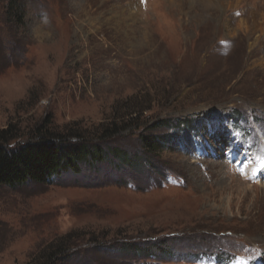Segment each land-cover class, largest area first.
Segmentation results:
<instances>
[{
    "label": "rangeland",
    "instance_id": "rangeland-1",
    "mask_svg": "<svg viewBox=\"0 0 264 264\" xmlns=\"http://www.w3.org/2000/svg\"><path fill=\"white\" fill-rule=\"evenodd\" d=\"M2 130L111 152L0 184V264H264V0H0Z\"/></svg>",
    "mask_w": 264,
    "mask_h": 264
},
{
    "label": "trees",
    "instance_id": "trees-1",
    "mask_svg": "<svg viewBox=\"0 0 264 264\" xmlns=\"http://www.w3.org/2000/svg\"><path fill=\"white\" fill-rule=\"evenodd\" d=\"M6 133V130L0 131L1 138ZM48 138L41 137L13 149L5 147L2 142L7 139H3L0 143V184L14 186L26 182L46 183L60 176L66 169L75 171L81 161L97 163L111 152L109 149L107 153L95 144ZM144 141L145 146L151 150L159 149L164 143L160 138H146ZM113 151L119 160L126 162L127 154L120 150Z\"/></svg>",
    "mask_w": 264,
    "mask_h": 264
}]
</instances>
